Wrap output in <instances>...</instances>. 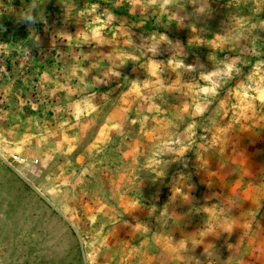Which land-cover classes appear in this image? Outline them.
Wrapping results in <instances>:
<instances>
[{"label": "rangeland", "instance_id": "374dc122", "mask_svg": "<svg viewBox=\"0 0 264 264\" xmlns=\"http://www.w3.org/2000/svg\"><path fill=\"white\" fill-rule=\"evenodd\" d=\"M0 264H264V0H0Z\"/></svg>", "mask_w": 264, "mask_h": 264}, {"label": "clouds", "instance_id": "9594fccd", "mask_svg": "<svg viewBox=\"0 0 264 264\" xmlns=\"http://www.w3.org/2000/svg\"><path fill=\"white\" fill-rule=\"evenodd\" d=\"M168 2H169V0H165V4H167ZM26 19L28 21H31L33 18L31 16H29V17H26ZM227 71L228 72H231L232 71V66L231 65L228 66Z\"/></svg>", "mask_w": 264, "mask_h": 264}, {"label": "built area", "instance_id": "2783aa9c", "mask_svg": "<svg viewBox=\"0 0 264 264\" xmlns=\"http://www.w3.org/2000/svg\"><path fill=\"white\" fill-rule=\"evenodd\" d=\"M13 160L17 161V162H19V161L21 162V160L19 158H17V157H14Z\"/></svg>", "mask_w": 264, "mask_h": 264}]
</instances>
